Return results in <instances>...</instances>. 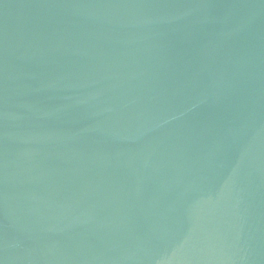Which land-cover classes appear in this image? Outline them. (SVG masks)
I'll use <instances>...</instances> for the list:
<instances>
[{"label": "water", "instance_id": "water-1", "mask_svg": "<svg viewBox=\"0 0 264 264\" xmlns=\"http://www.w3.org/2000/svg\"><path fill=\"white\" fill-rule=\"evenodd\" d=\"M0 264H264V0H0Z\"/></svg>", "mask_w": 264, "mask_h": 264}]
</instances>
